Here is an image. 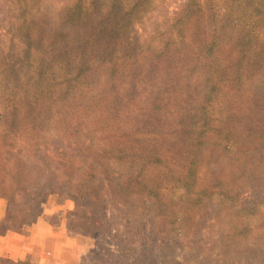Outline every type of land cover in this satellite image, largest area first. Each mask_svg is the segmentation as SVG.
<instances>
[{"label":"trees","instance_id":"1","mask_svg":"<svg viewBox=\"0 0 264 264\" xmlns=\"http://www.w3.org/2000/svg\"><path fill=\"white\" fill-rule=\"evenodd\" d=\"M44 1L59 6L65 45L87 44L98 51L103 44L101 62L112 68L105 69L107 78L96 108L108 111L109 118L113 113L114 118L90 139L63 146L55 143L61 135L45 137L38 132L36 141L20 145L30 153L24 154L30 159L26 161L18 150L13 152L16 143H9V137L19 134L20 122L35 123V113L21 114L17 104L0 110V124H6L0 129V197L8 200L4 232L36 223L50 196L73 201L68 230L93 240L88 253L91 264H208L202 240L211 221L223 228L220 259L231 258L235 241L253 232L250 221L264 231V163H256L264 159V0H161L166 12L160 15L151 8L153 0H137L127 7L123 0H110L105 20L92 25L86 13L106 0H0V29L23 38L24 61L31 59L32 34L40 29ZM171 4H176L172 12ZM204 14L215 17L214 31L197 49L194 67L180 63L176 69L182 47H189L191 24ZM239 28L241 42L255 55L260 84L239 111H230L217 126L210 110L218 91L213 61L221 49L220 37ZM144 32L156 42L145 45L155 54L154 65L145 73L141 90L134 81L121 90L122 77L139 71L140 52L145 50L139 48L138 36ZM118 50L121 55L115 62L112 56ZM203 56L210 61L209 70L202 64ZM200 66L208 70L201 88ZM143 85L152 107L147 111L134 103L130 114L125 113ZM197 91L205 96L202 104L196 107L185 101L181 110L188 114L187 121L180 122L178 109L185 94L191 98ZM122 116L131 128L116 123ZM73 129L80 133L81 125ZM8 144L13 148L7 149ZM124 164L129 174H122ZM254 244L243 251L244 264H259L254 262ZM1 264L16 263L2 260Z\"/></svg>","mask_w":264,"mask_h":264},{"label":"rangeland","instance_id":"2","mask_svg":"<svg viewBox=\"0 0 264 264\" xmlns=\"http://www.w3.org/2000/svg\"><path fill=\"white\" fill-rule=\"evenodd\" d=\"M68 1L73 3L76 0ZM68 1L64 0L63 2L68 3ZM135 1L137 0H123L124 6H130ZM160 4L161 0H153L151 8L154 10L155 15L166 12ZM109 5L110 0H106V3L105 1L95 3L94 7L86 13L88 23L92 25L103 22L107 16ZM175 7L176 4H171L170 11H174ZM58 9L59 6L56 3L51 4L44 1L42 7L44 16L42 15L40 18V29L32 34V40L35 41V44L31 59L27 61H24L25 44L23 38L12 37L11 34L3 32L0 29V110L4 109V107H15L17 104L16 109L19 113L33 112L37 117L35 123L26 121L17 124L19 134H16L15 138L9 137V143H16L13 152L18 150L17 152L21 155L26 154L28 151L24 152L20 145H23L27 140L29 143L36 141L38 132L43 133L45 137L49 135L53 137L61 135L56 138L55 143L58 146H63L76 143L77 141L84 142L86 137L90 139L92 135L102 132L105 124H108L114 118L113 113L109 118L108 111L106 112L105 109L100 111V109L96 108V105L100 102L98 99L100 98L101 84L107 78L105 69L106 67L112 68L111 64L107 65V63L103 64L101 62L102 57L105 56L103 54V44L99 45L98 51L87 44L78 46V48H73L71 44L65 45L63 37L65 36L66 29L63 28L62 17ZM204 15L191 24L188 30L189 47H182L183 53L180 55V60L175 64L176 69L180 68V63L185 64V67L189 69L194 67L198 61L195 56L197 49L203 46L204 39L211 35V31H214L215 17L209 14ZM241 38L242 33L240 28L238 30L231 29L225 36L220 37L221 49L216 54L215 62L213 61L214 68L211 72L216 79L218 91L215 93L213 100H211L210 110H212L213 117L217 120V126H220L227 119L230 111H239L243 100L247 102L249 94H253L254 88L260 84L257 76H260L261 73L258 72L256 76L255 68L257 66H253V57L255 55L252 50L250 53L246 50L245 45L241 42ZM152 43L156 45V42L151 40L145 32L138 36V46L145 50L140 52L142 54L139 56L141 61L139 71L137 74L132 71L131 74L128 73V75L122 77L121 90L127 89V84L132 81L137 85V91L141 90L143 78H146L145 73L154 65L152 59L155 54L152 56L153 52L149 47L146 48L145 46ZM122 46L120 43L117 45V48L120 49L119 47ZM82 49L87 50L89 53L84 55ZM108 50L110 49L108 48ZM120 55L121 52L118 50L115 57L112 56V59L116 62ZM17 62L23 65L22 69L17 68V65H19ZM209 63L210 61L203 56L202 64L208 70L209 66L206 64ZM95 65L97 66L96 70L93 68ZM219 65L220 68H218ZM207 69L200 66V69L197 70L198 77L201 79L198 81L199 88H201L200 86H204L205 80L203 77L208 75ZM224 71H226L225 74H223ZM147 95L144 92L143 85L140 94L135 92L132 95V102L130 101L127 105L128 109L127 111L125 110V113L130 114L133 106H135L134 103L142 104L149 111L152 106L150 105V98ZM234 95H238L239 97ZM204 97L202 91L201 94L197 91L191 98L185 94L182 105L179 107L180 110L178 109L179 121H187L188 114H184L185 112L181 110L185 101H190L191 106L198 107L202 104ZM90 103H92V111L87 113ZM95 113H98V115L96 114L97 120L94 118ZM105 116L108 118L107 121H105ZM123 117L125 116H122L121 119H116V123L120 121L121 127L125 129L131 128V125L125 123L126 120ZM127 120L130 119L127 118ZM78 125H81V132L73 133V128ZM3 128H6V124H0V129ZM34 135L36 136L34 137ZM140 137L142 136L140 135ZM38 140L41 141L40 138ZM6 148L12 149L13 146L10 147V144H8ZM24 159L26 161L30 160L27 155H24ZM256 163L263 164L264 159ZM115 169L118 172L121 166H115ZM122 169L124 170L120 171L123 175H126L127 172L129 174L130 170L127 165L124 164V168ZM203 176H205V172L200 175V177ZM246 197H248V194L244 195V198ZM7 207L8 200L0 197V212L4 211L5 216L7 214ZM73 209V201L63 200L57 196H50L43 207V214L39 219L44 218L57 228L64 224L68 233L73 234L68 230V215ZM208 216L210 217L211 213H208ZM3 220L0 222V231L4 233L6 225L3 223ZM250 223L254 230L248 237L235 241V254L233 253L231 258L223 257L220 259L219 255L222 249L219 247V236L223 228L222 224L211 221L208 228L204 230L202 240V243L206 246V254L210 257L208 258V264H216V261H218V264H231L233 260L237 264H244L242 253L244 250L246 251L248 245L254 244L253 241L257 243V245L254 244L256 249L254 262L257 263L259 261V264H264V231L255 229L258 224L255 220L250 221ZM73 235L78 236L79 234ZM93 243L90 237L83 236L80 240L77 237L76 241L74 240L72 245L66 248L65 253L67 254L65 255L64 253L63 255V258L66 259L64 262L67 264H91L88 259V253L93 248ZM226 244H230V242L226 241ZM79 247L82 252L80 257ZM87 247L89 248L86 251ZM213 247L214 249H212ZM247 253H251V251ZM77 258L79 259L77 260Z\"/></svg>","mask_w":264,"mask_h":264},{"label":"crops","instance_id":"3","mask_svg":"<svg viewBox=\"0 0 264 264\" xmlns=\"http://www.w3.org/2000/svg\"><path fill=\"white\" fill-rule=\"evenodd\" d=\"M4 216V211H1L0 222ZM77 237L79 240L83 238L81 235L68 233L64 224L57 228L41 218L21 231L0 233V264L2 260H10L16 264H67L63 255ZM79 253L80 257V247Z\"/></svg>","mask_w":264,"mask_h":264}]
</instances>
